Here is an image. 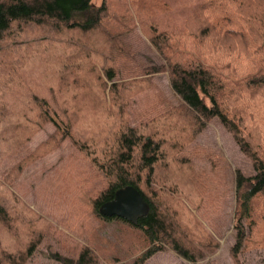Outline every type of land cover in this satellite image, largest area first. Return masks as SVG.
<instances>
[{
	"label": "trees",
	"instance_id": "trees-1",
	"mask_svg": "<svg viewBox=\"0 0 264 264\" xmlns=\"http://www.w3.org/2000/svg\"><path fill=\"white\" fill-rule=\"evenodd\" d=\"M29 62L53 84L26 86L17 124L0 129V264H26L59 232L12 186L28 163L67 142L88 161L73 178L80 200L94 216L142 229L151 245L134 264L165 249L157 245L163 238L175 248L181 212L190 213L183 199L209 222L235 202L234 257L261 234L264 0H0V119L16 109L5 100ZM167 72L251 160L254 175L235 173L234 197L228 167L193 141L192 122L151 77ZM48 125L53 133L32 147ZM130 185L149 203L148 215L137 224L103 217L101 205ZM52 257L100 264L89 246Z\"/></svg>",
	"mask_w": 264,
	"mask_h": 264
},
{
	"label": "rangeland",
	"instance_id": "rangeland-1",
	"mask_svg": "<svg viewBox=\"0 0 264 264\" xmlns=\"http://www.w3.org/2000/svg\"><path fill=\"white\" fill-rule=\"evenodd\" d=\"M96 2L99 3L100 0ZM26 69L29 74L22 75V81L16 83L13 94L5 100L8 104L11 102L16 109H8L1 118L3 122L0 119V129H11L17 124L15 121L19 112L25 109L26 94L23 89L26 86L36 87L44 83L52 87L53 79L40 73L35 75L37 67L32 62ZM151 77L176 102L179 114L192 122L193 141L213 152V156L218 159L216 162L221 161V165L228 167L234 197L235 173L241 170L246 175H254L251 160L241 151L233 135L217 117L206 115L197 108L190 92L171 73ZM53 131L54 127L48 125L32 140L31 146H40ZM87 162L67 142L61 148L52 150V153L28 163L21 172L15 174V184L12 187L22 200L31 209L46 215L53 228L59 230L58 233L44 237L26 264H62L52 257L53 253L75 256L83 246H89L96 252L100 264H134L150 248L142 229L132 227L122 220H104L94 216L85 198L80 200L73 186L76 181L73 178L76 173L80 174ZM210 164V160L205 162V165ZM232 196L229 198L234 200ZM183 201L191 214L187 210L181 212V202L177 204V211L182 213L181 218L185 224L182 228L176 226L179 232L173 233L176 238L173 245L180 248L182 254L173 247L171 249L163 238L157 245L165 249L157 251L144 264H264V223L261 234L251 236L238 257H234L235 202L223 204L218 215L209 222L202 219L197 210L190 207L184 199ZM0 238H5L2 231Z\"/></svg>",
	"mask_w": 264,
	"mask_h": 264
},
{
	"label": "water",
	"instance_id": "water-1",
	"mask_svg": "<svg viewBox=\"0 0 264 264\" xmlns=\"http://www.w3.org/2000/svg\"><path fill=\"white\" fill-rule=\"evenodd\" d=\"M150 205L140 191L130 185L116 192L115 198L100 207V214L106 218H121L137 224L148 215Z\"/></svg>",
	"mask_w": 264,
	"mask_h": 264
}]
</instances>
